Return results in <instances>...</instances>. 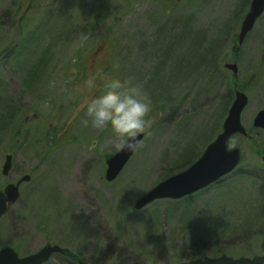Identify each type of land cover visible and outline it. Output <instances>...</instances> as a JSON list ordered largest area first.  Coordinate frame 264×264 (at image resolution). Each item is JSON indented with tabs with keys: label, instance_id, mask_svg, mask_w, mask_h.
I'll list each match as a JSON object with an SVG mask.
<instances>
[{
	"label": "rangeland",
	"instance_id": "obj_1",
	"mask_svg": "<svg viewBox=\"0 0 264 264\" xmlns=\"http://www.w3.org/2000/svg\"><path fill=\"white\" fill-rule=\"evenodd\" d=\"M250 3L0 0V128L6 105L14 107L13 120L0 129V188L32 178L0 220V249L12 247L21 257L46 245L64 250L46 264L264 255V132L232 139L242 161L220 182L134 208L215 140L236 87H249L242 122L253 129L264 109V15L234 50ZM228 63L237 64L236 76ZM129 77L152 99V126L108 182L106 159L119 148L109 143L110 130L81 122L86 102L108 79ZM7 154L13 167L3 176Z\"/></svg>",
	"mask_w": 264,
	"mask_h": 264
},
{
	"label": "water",
	"instance_id": "obj_2",
	"mask_svg": "<svg viewBox=\"0 0 264 264\" xmlns=\"http://www.w3.org/2000/svg\"><path fill=\"white\" fill-rule=\"evenodd\" d=\"M264 14V0H252L249 11L245 15L238 34V45L241 46L247 35L254 29L257 20ZM225 68L238 73V66L235 63H228ZM249 103L247 94L237 90L235 99L229 109L228 115L223 123L222 132L204 150L201 157L186 170L179 172L161 181L146 194L141 196L134 208L141 210L154 201L163 199L179 200L192 195L210 185L218 182L231 173L241 160L239 148L228 149L229 140L237 134L247 136V130L242 124V113ZM253 126L264 130V110L259 111L254 120ZM144 139V133L138 137V147ZM134 151L119 149L115 154L106 160L105 180L115 181L124 170L130 159L136 153ZM13 156L7 154L2 166V174L7 176L12 168ZM31 176L25 175L18 182L10 183L0 189V219L11 209L12 205L20 198V186L23 182H29ZM264 250V242L261 244ZM59 246L46 245L37 253L20 257L11 247L0 249V264H44L56 253H63ZM180 264H264V255L255 257L232 258L222 255L215 258L205 257Z\"/></svg>",
	"mask_w": 264,
	"mask_h": 264
},
{
	"label": "clouds",
	"instance_id": "obj_3",
	"mask_svg": "<svg viewBox=\"0 0 264 264\" xmlns=\"http://www.w3.org/2000/svg\"><path fill=\"white\" fill-rule=\"evenodd\" d=\"M92 81H89V87ZM151 97L133 78L108 79L99 94L86 102L82 125L98 131L110 130L109 143L121 150L134 151L138 137L152 126Z\"/></svg>",
	"mask_w": 264,
	"mask_h": 264
},
{
	"label": "trees",
	"instance_id": "obj_4",
	"mask_svg": "<svg viewBox=\"0 0 264 264\" xmlns=\"http://www.w3.org/2000/svg\"><path fill=\"white\" fill-rule=\"evenodd\" d=\"M234 50L237 51V50H238L237 47H235ZM3 55H4V53H3V54L1 53V54H0V58L3 57ZM237 89H240V90L244 91L245 93L249 91V87H247V86H245L244 88H243V87H242V88H237V87H236V90H237ZM234 90H235V89H234ZM236 90H235V91H236ZM9 105H11V104H9ZM6 107H7V111L9 112V114H6L5 118H6V122H7V120H8L7 123H9V122L12 121L13 118H14V117H13V115H14V113H13V108H14V107H11V106L8 107V105H6ZM226 107H227V105L224 106V110L226 109ZM0 113L3 114V110H2V112H0ZM6 122L4 123V125L7 124ZM4 125H3V126H4ZM3 126H2V127H3ZM2 127H1V128H2ZM1 128H0V129H1ZM252 130H253V129H252ZM252 130L249 131V133L252 132ZM256 143H257V142H256ZM257 146H258V145H257ZM189 161H190V163H189ZM189 161H188V162H184V163H179L178 166H180V165L183 166V165L186 164V163L191 164V163H192L191 160H189ZM199 257H200V256L192 255V256H186V259H188V260H189V259L192 260V259H197V258H199Z\"/></svg>",
	"mask_w": 264,
	"mask_h": 264
},
{
	"label": "flooded vegetation",
	"instance_id": "obj_5",
	"mask_svg": "<svg viewBox=\"0 0 264 264\" xmlns=\"http://www.w3.org/2000/svg\"><path fill=\"white\" fill-rule=\"evenodd\" d=\"M253 131L256 133H263L264 132L263 130H260V129H254ZM247 138L256 140L255 136H253L252 134L248 135ZM263 162H264V159H263Z\"/></svg>",
	"mask_w": 264,
	"mask_h": 264
}]
</instances>
